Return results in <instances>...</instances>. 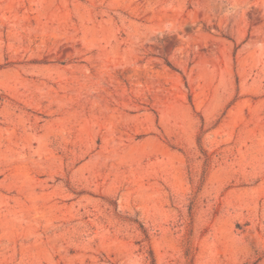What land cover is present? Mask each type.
Returning a JSON list of instances; mask_svg holds the SVG:
<instances>
[{"label":"rangeland","instance_id":"1","mask_svg":"<svg viewBox=\"0 0 264 264\" xmlns=\"http://www.w3.org/2000/svg\"><path fill=\"white\" fill-rule=\"evenodd\" d=\"M0 264H264V0H0Z\"/></svg>","mask_w":264,"mask_h":264}]
</instances>
